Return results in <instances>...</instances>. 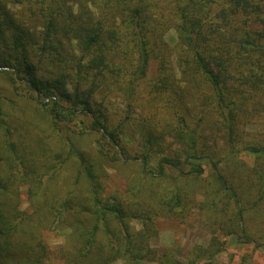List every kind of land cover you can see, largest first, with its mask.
Here are the masks:
<instances>
[{"label":"trees","instance_id":"16d2710c","mask_svg":"<svg viewBox=\"0 0 264 264\" xmlns=\"http://www.w3.org/2000/svg\"><path fill=\"white\" fill-rule=\"evenodd\" d=\"M136 159L157 171L107 195ZM192 209L206 247L151 246ZM57 225L63 264L264 256V0H0V264H48Z\"/></svg>","mask_w":264,"mask_h":264},{"label":"rangeland","instance_id":"374dc122","mask_svg":"<svg viewBox=\"0 0 264 264\" xmlns=\"http://www.w3.org/2000/svg\"><path fill=\"white\" fill-rule=\"evenodd\" d=\"M164 41L166 44L173 48L176 45L177 38L173 31H168L164 35ZM108 109L111 114H117L121 116L125 113L124 105L118 100L109 99ZM248 131H254L252 128H248ZM131 155L134 152L130 151ZM157 161L152 160L146 166H142L140 159H136L134 164L116 165V167L110 166L106 168L108 175L107 178L103 177L107 185L106 193L111 195L113 192H123V189L128 180L137 175L138 172H142L144 175L153 174L157 171ZM204 176L212 171L210 165L203 163ZM198 201L202 198L198 197ZM20 209L29 212V205L23 195L21 198ZM200 216L196 209H192V213L185 219H159L157 220L158 234L157 237L151 241V246L156 249H172L177 252L176 258L181 262H186L189 253L195 246L206 247L211 234L208 232L207 227L200 220ZM132 225L135 229H140L141 224L138 221H133ZM69 233V229H66L63 225H57L56 230L53 232L45 233L46 242L50 248V259L48 264H63L61 260H58L57 250L64 243V237ZM217 237L225 241L224 252L219 253L216 256L218 264H241L244 258L248 264H264L263 253L254 249L253 245L236 246L234 241L235 237L224 238L220 234ZM116 264H127L124 260L117 262ZM139 264H154L150 262H141Z\"/></svg>","mask_w":264,"mask_h":264}]
</instances>
